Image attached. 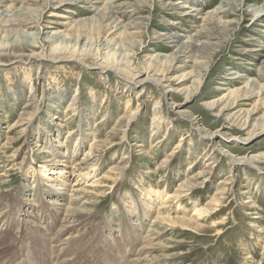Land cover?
<instances>
[{"label":"rangeland","instance_id":"rangeland-1","mask_svg":"<svg viewBox=\"0 0 264 264\" xmlns=\"http://www.w3.org/2000/svg\"><path fill=\"white\" fill-rule=\"evenodd\" d=\"M111 1L123 23L144 28L118 59L166 81L139 86L89 55L49 61L33 48L0 56V263L264 264V130L247 135L264 121V53L251 49L264 44V14L252 19L251 11L264 0H144L140 14ZM66 9L42 12L50 26L42 38L94 16L90 4ZM171 24L182 42L208 31L200 40L221 49L171 60L175 48L152 41ZM100 26L98 41L113 32ZM95 27L87 53L95 52ZM247 81L244 97L219 113L228 101L218 100ZM51 186L61 197L47 194Z\"/></svg>","mask_w":264,"mask_h":264},{"label":"bare ground","instance_id":"bare-ground-1","mask_svg":"<svg viewBox=\"0 0 264 264\" xmlns=\"http://www.w3.org/2000/svg\"><path fill=\"white\" fill-rule=\"evenodd\" d=\"M13 1H16V0H13ZM17 1L22 2L20 4L19 8H14L11 6H8L5 8V7H3V5H1V3H3V0H0V56H4V55L23 56L22 54L25 51L28 52L30 49H33V48L39 49V53H37V55H36L37 58H39V59L45 58L46 60H49V61H55L56 58H58L57 61H69V60L80 61L81 58L82 59L86 58V56L89 55V56H92V59L94 58L93 60H94L95 64H99L101 67L107 68V70L108 69H112V70L114 69V70H118V72H122L128 76H131V79H133V81L137 82L138 85L139 84L143 85L144 83H147L150 81L157 86L163 87L162 82L166 81V80H164V78L160 79V78H155L154 76H151V75L149 76L148 74H146V70L145 69L142 70L143 68L141 69V67L139 69L140 71L137 70L135 72H132L133 69H131V67L128 65V63L123 64L122 59H118L119 56L122 57L120 55V52H123L124 50H126V47H124L123 45L124 44L129 45V43H126L125 41L130 42L132 39H136V38L138 39V37H139L138 35H140V37H141V35H142L141 30H144V28L141 29L140 24H137V23L134 24L133 21L131 22L130 18L128 20L130 23H123V21H121L120 18H117L116 15H117L118 8H115L116 5L113 3L114 1L112 2L111 0H106L104 3V6L100 10L94 9V5H95L94 0H17ZM97 1H100V0H97ZM120 1H122L123 2L122 4L127 6L128 9L130 8L131 11L136 10L139 14L141 11L144 10L143 8H145V5H146L145 4L146 2L144 0H120ZM224 1H226V0H224ZM245 1L246 0H244V2ZM258 1H260V0H258ZM193 2H197V1L195 0ZM110 3L112 4L111 6H110ZM27 4H29V5L32 4L33 7L25 6ZM74 4H80V6H82V7H85L86 5L90 4L91 7L94 9L93 10L94 16H92L90 19H86V20H83V19L81 21L76 20V22H73L74 21L73 20V21H69L68 23H60L59 25H61V27L62 26L65 27L63 30H58V29H56V31L50 30V31H48V33H45L46 37L42 38L41 37L42 31L50 29V26H48V23L43 22V20L41 19L42 12L44 10L51 9V8L52 9L60 8L61 11L62 10L66 11L67 10L66 8L71 9V7L74 6ZM63 5H66V6H63ZM186 7H185V10L181 11V14H182L181 17H183V18L190 16V13H186V11H187ZM128 9H126V10H128ZM175 10L178 11L179 8L177 6H173V9L171 11H175ZM105 11H107L106 14H104ZM251 11H253L255 13V15L252 17V19L254 17H258V16H261L262 14H264V9L263 10L253 9ZM121 13H123V12H121ZM57 17L61 18V19H65L63 16H57ZM137 18L141 19L142 17L141 18L137 17ZM145 19H147V22H148L149 18L146 17ZM133 20H137V19H133ZM102 23L105 24V28L109 27L108 30L109 31L113 30V32H110L108 37L103 38V40L101 37V39L98 41L99 36H100V34H99V30L101 28L100 25ZM96 24H97V28H99V29L96 30L98 37L96 38V41H95L96 47H94L95 49H93V51H95V52H88L87 53V50H86L87 39H88V37H91L93 35L92 32L94 31V27ZM143 25L146 28L147 23H145ZM170 26L171 27H167L166 32H164V33L163 32H160V34L159 33H157V34L153 33L152 41H162V43H164L166 45V48H168V47L175 48V51L173 53L174 55L170 56L171 57L170 59L171 60L173 59L175 62L187 63L185 61L190 60L192 58V55L194 57V54H196V53L201 55V56H203L205 54L208 56H213V55L216 56L217 53L219 52V48L221 49L220 43L218 45H214L211 43V41L200 40V38L205 39V37L210 39L211 35L208 33V31L207 32H205V31L203 32L202 30L196 31L193 35L189 36L185 40V42H182L180 35H177L175 33V31H173V30H175V28H173V26L176 27V25L171 24ZM66 27H67V29H66ZM27 28L32 29V30L34 29L36 31L34 33H31V34H27L25 32V29H27ZM102 30H103V28H102ZM218 32L221 33L222 31L219 30ZM106 34H107V32L104 35H106ZM220 35H222V34H220ZM212 37L214 38L215 35ZM214 39H216V37ZM218 39H219V37H218ZM83 40H85V41L83 42ZM66 41H74L75 46L68 50V48L66 47ZM82 42H83V44L81 45ZM102 45H103V47H105V49H110V51L107 52L106 54H104L102 57H100L98 50L100 47H102ZM46 48L48 50H46ZM251 49L253 52L257 51V52L263 54L264 53V44L256 43L254 45H251ZM44 51H45V53H44ZM46 51H48V52L46 53ZM109 53H111V54L109 55ZM117 55H119V56L117 57ZM199 59H201V58H199ZM261 68L262 69L264 68V56H263V62L261 63ZM175 69H174V67H170L167 70L166 75L170 74ZM147 70H149V68ZM258 70H260V68ZM132 73H135V74H132ZM248 86H249V82L245 84L243 89L235 90L231 94H228V96H226L225 98H221L220 100H218L217 104L218 103L219 104L225 103L226 101H228V103H226L222 106V108L219 110V113L228 112L236 101H238L244 97L245 93H247L246 89L248 88ZM232 102H234V103L231 105ZM205 106L211 109V107L215 106V105L212 102V103L207 104ZM250 119L251 118L248 117V118H246L245 122H242V123L238 122L239 126L240 127L248 126V124H249L248 120H250ZM256 129H263L264 130V121L263 120H255L252 123L251 129L248 132L249 134H247L248 138L251 137L252 135H254L253 133L256 132ZM212 136L213 135H209V138H212ZM219 152L222 155H224V153L222 151H219ZM259 158H261V157H259ZM251 159H257V156L251 157ZM243 160H245V162H249V159H247V160L243 159ZM249 165L251 167H253L251 164H249ZM53 187L54 186L49 187V191L47 192V194L54 195L57 198L61 197L60 195H58L59 190L58 189L53 190L52 189ZM53 201H55V200H53ZM49 203H47V204H49ZM55 203L57 204V202H54V204ZM23 206H22V208L19 209L20 210L19 213L21 211H24ZM26 211H24L25 212L24 214H26ZM54 212H55V210H54ZM24 214L21 216L24 217L25 216ZM8 240H6V241H8ZM36 242L37 241H33V243H36ZM68 243H71V242H68ZM62 246H64V245H62ZM62 246L57 245L55 247V249L57 250L59 248L62 249L64 247H66V246H64V247H62ZM5 247H6V245H5ZM7 252L5 251V253H7ZM0 264H2V263H0Z\"/></svg>","mask_w":264,"mask_h":264}]
</instances>
